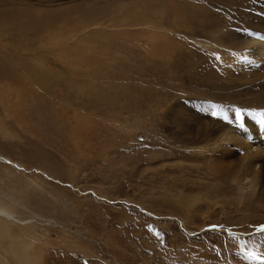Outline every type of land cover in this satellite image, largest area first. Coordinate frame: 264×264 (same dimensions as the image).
<instances>
[{"label": "rangeland", "instance_id": "1", "mask_svg": "<svg viewBox=\"0 0 264 264\" xmlns=\"http://www.w3.org/2000/svg\"><path fill=\"white\" fill-rule=\"evenodd\" d=\"M0 30L36 43L63 75L54 103H88L70 116L96 128L71 143L0 115V264L23 263L18 244L30 264H262L245 253H264V155L244 181L255 149L224 139L264 137V0H0ZM79 46L103 66L72 65Z\"/></svg>", "mask_w": 264, "mask_h": 264}, {"label": "bare ground", "instance_id": "2", "mask_svg": "<svg viewBox=\"0 0 264 264\" xmlns=\"http://www.w3.org/2000/svg\"><path fill=\"white\" fill-rule=\"evenodd\" d=\"M148 18L149 17H141V16L131 18L129 21L130 26L141 25L144 22L143 20L147 21ZM159 23L161 24V21L157 20V24ZM36 27L37 26H35V28ZM37 29L39 28L37 27ZM77 30H80V29H77ZM200 32H198V34ZM23 34L25 36V32ZM4 36H6L7 39H5ZM5 41L10 43L9 37L5 34L4 31H1L0 32V103H2V105L0 106V115L3 114V117H6L7 119L15 123L12 125L17 124V127H18V124L23 123L22 122L23 118L25 117L30 118L31 114H35L49 121H53L54 123L59 124L60 128L62 129L61 132L63 136H65L66 141L68 142L70 141L71 143H73V141L76 142V140L78 141V139L79 140L83 139L82 138V136H84L83 130L92 129V128L94 129L95 123L92 122V124H89L88 122H86L84 124H81V123L78 124L77 113L75 114V117L74 116L71 117L70 116L71 110L69 109H71V107L74 105H77L79 107H85V109H87L89 108L88 103L80 104V102H78L77 104H75L69 100H59L58 102L62 104V106H58L57 104H55L54 97L57 94L56 89L58 86V80L61 77H63V75L61 73L55 74L53 71L48 69L46 67L48 65L47 63H46L47 65H44V55H42L41 53H37L35 51L33 47H35L36 43L34 41H30L27 44H22L23 46H19L17 48H15L14 46H11V44L10 45L4 44ZM207 46L210 47L209 44ZM254 46H255L257 55L261 57L260 60L264 61V37L259 39L256 43H254ZM81 48L82 47L79 46L77 50L68 52V57L72 60V65L76 66V68L87 67L89 68L88 71L91 70L90 69L91 66H94V67L97 66L98 68L100 66H103L104 62L101 60L102 58L91 56L90 54L84 53V51L81 53ZM102 48L104 50V45L102 46ZM122 48L126 49L125 51L128 50L125 46H122ZM212 48L213 50H216L217 52L221 53V51H219L218 49H215V47H212ZM19 49L24 51L25 54H20ZM63 49L64 48H62L61 51L65 53L67 49L66 50H63ZM80 53L82 55L83 54L85 55L82 58H79V56L77 57L76 54H80ZM104 53L108 54L109 60L111 61L114 60L113 57L110 58L111 54L109 52H106L104 50ZM173 56L174 55H172V57ZM118 58L123 59V57H118ZM168 62H171L170 66H174L173 60H169ZM88 71H85V72L87 73ZM82 73L83 71H81V74ZM84 78H86V85H87L86 95H90L93 92H97L100 89V86L94 85V81L95 80L97 81L98 79L103 78L102 74L98 76H94L91 79L88 77H84ZM65 93H66L65 90L60 91L59 95H63V99H65L66 97L70 98L69 93L67 92L66 96L64 95ZM44 95H48V97L45 98ZM91 109L96 110L95 108H91ZM63 117L64 119H62ZM30 121H31V118H30ZM224 140L230 141L231 144H233L234 148H245V149L248 148L251 150L255 149L250 157L251 159L247 167V170L245 171V173L247 171L248 173L245 175L246 179L244 181L250 180V176L258 175V172L255 171V168L257 166V162L264 155V137L256 138L255 135L248 134L244 130L243 131H229L226 134V138ZM248 140L250 143L248 142ZM0 161L3 162L4 160L0 158ZM234 167L231 165V163H228V162L222 163L221 165L217 167V170H218L217 178H222V179L229 178L232 174V170H234ZM20 168L22 170V167ZM235 168H237V166ZM0 218L8 220L11 218V215L0 210ZM13 250H12L13 251L12 254L14 255L13 257L20 258L21 260L19 259L18 260L22 261L23 262V263L21 262L22 264H30L33 262V261L31 262V258L33 256L31 255V258H30V255L27 252L28 249L24 248L23 245H20V244L15 245L13 246ZM16 251L18 253H16ZM10 256L12 257L11 254ZM19 261H17V263H19Z\"/></svg>", "mask_w": 264, "mask_h": 264}, {"label": "snow or ice", "instance_id": "3", "mask_svg": "<svg viewBox=\"0 0 264 264\" xmlns=\"http://www.w3.org/2000/svg\"><path fill=\"white\" fill-rule=\"evenodd\" d=\"M261 231H264V225L261 226ZM246 256L255 261H261L264 264V253H257V252H246Z\"/></svg>", "mask_w": 264, "mask_h": 264}]
</instances>
